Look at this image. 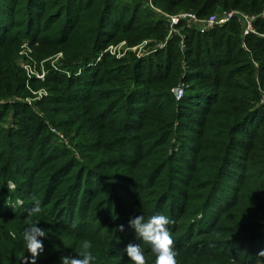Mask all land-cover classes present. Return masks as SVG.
Returning a JSON list of instances; mask_svg holds the SVG:
<instances>
[{
	"label": "trees",
	"instance_id": "16d2710c",
	"mask_svg": "<svg viewBox=\"0 0 264 264\" xmlns=\"http://www.w3.org/2000/svg\"><path fill=\"white\" fill-rule=\"evenodd\" d=\"M150 2L169 11L189 10L199 17L208 16L214 9H236L258 15L253 24L257 33L242 36L241 25L236 19L205 33L180 23L177 27H182L183 52L178 34L148 58L119 61V67L110 68L97 63L88 67L86 77L70 76L65 80L64 76L50 75L56 81H66L67 85L64 89H56L59 93L43 101L51 104L49 117L62 120L74 110L84 109L91 126L99 127L97 138L92 143L79 144L89 151H82L83 159L76 161L77 170L70 174L71 157L43 167L68 153L61 145L50 144L51 133L40 135L39 129L30 125L28 121L37 120L41 127L36 115L27 116L28 121L18 123L17 129L0 127V264H26L21 261L24 255L28 257L27 264L31 261L22 232L6 227L11 222L29 218L28 210L32 207L33 202L25 200L16 207L4 206L9 199H16L15 192L26 198L35 193L41 202L40 215L59 228L62 237L92 241L96 257L93 264H110L107 260L117 256L119 260L115 264H131L121 248L125 239L140 244L148 264H154V254L148 245L136 238L129 220L139 215L147 219L156 214L174 221L168 227L175 242L178 264H264V257L258 255L264 251V217L261 221L248 219L234 228L217 224L222 219L220 213L228 211L236 202L234 192L228 189L231 197L224 201L227 196L222 179L232 180L238 172L244 175L250 167L256 169L264 165V106L255 107L259 98L254 80V74L264 80V17L259 16L264 12V0ZM141 8L144 11L139 13ZM155 16L149 0H0V97L23 95L25 77L14 65L12 54L6 51L13 47L18 35L37 36L60 22V43H68L73 58L82 54L86 62H91L102 45L116 36L117 30H129L133 35L142 36L146 30L155 29V25H162L164 21ZM12 28L18 31L10 35L7 43ZM44 38L49 39V35ZM179 55L188 66L183 73ZM252 58L263 59L258 68L253 67ZM112 70L113 73L119 71L122 85L111 90L100 88ZM179 82L185 83L187 89L181 99L176 100L171 88ZM113 96L116 99L104 103ZM118 103L121 134L103 141L102 138L108 136L102 130L117 121L118 112L111 111ZM3 107L10 105L0 108V116ZM185 107L195 112L199 110L198 118L193 120L197 127L188 128L190 135L181 131L175 135L181 137L182 147L169 153L173 146L175 117L181 114L180 111H177L178 116L172 113ZM89 131L87 126L85 137L93 134ZM132 131L134 133H130ZM242 135L247 139L243 140ZM106 146L108 152L117 154L114 159L126 172H145L143 175L138 171L131 181L132 185L139 182L142 191L135 203L140 210H133L132 196L136 192L130 189L120 195L115 189L107 192L109 185L100 173L103 162L100 163L93 153H86L94 152L96 147L105 150ZM202 161L204 165H197ZM172 164H181L189 176L197 174L199 169L207 173L196 197L186 194V190L174 194L170 187L144 193L146 184L161 173L169 172ZM41 168L44 169L41 171ZM37 170L43 174L34 177ZM119 176L128 177L125 172ZM23 177H30V180L27 182ZM11 180L15 192L9 188ZM27 185L29 188L25 187ZM102 193L103 197L98 200ZM123 196L129 198L128 201ZM98 210L102 211L101 215H93ZM187 215L188 221H182ZM200 223L208 227L201 228ZM119 225L124 226L123 231L119 230ZM197 225L200 228H196ZM237 231L240 233L236 234ZM45 238L49 236L46 234L39 239ZM55 240L60 245L56 236ZM42 243L43 252L35 264H61V257L75 255L79 250L75 244H72L73 250L67 251L69 245L53 248L45 241Z\"/></svg>",
	"mask_w": 264,
	"mask_h": 264
},
{
	"label": "rangeland",
	"instance_id": "374dc122",
	"mask_svg": "<svg viewBox=\"0 0 264 264\" xmlns=\"http://www.w3.org/2000/svg\"><path fill=\"white\" fill-rule=\"evenodd\" d=\"M149 4L156 13L155 18L161 19L162 21H164V23L162 25L159 24L155 25V29L146 30L142 36L133 35L129 30L125 32H123V30H117L116 36H113L110 41L105 42L102 45V48L99 49L95 58L91 60V62L90 61L86 62L85 59H83L82 54L73 58L71 55L74 54L73 51L71 52V49L68 48V43L66 42L60 43V41H62L60 40L58 34L59 31L58 29H60V25H59L60 22L54 24L49 30L42 32L37 36L35 34L33 36H31L30 34L18 35L16 40H13L14 42L12 45L13 47L8 48L6 50L10 54H12L14 65L17 67V70L23 73L25 80H24L23 95L9 96L5 98L0 97V108L5 105H10V107L2 108L3 111L1 112L2 115L0 116V127L2 129H17L19 127L17 125L18 123L22 121H28L27 116H30L31 114H33L34 116L36 115V118H39L38 120L41 121V127L38 125L37 120H34L32 122L28 121L30 125L34 127V129L36 128L39 129L40 135L43 134V132L51 133L50 144L61 145L63 148L66 149V152L68 153L66 156L60 157L58 160H55L54 162H51L46 166H43L44 168L48 167L52 163L56 164L62 160H68L71 157L72 161L71 164L69 163V165L70 167L71 166L72 167L69 173L70 174L74 173V171L77 170V167L75 165L76 161H80L83 159L82 151L83 152L89 151L88 150L89 148L88 149L86 148L87 150H85L83 149V147H79V144L92 143L97 138L96 133H97V128H99V127L91 126L90 120L87 119L89 118V116H87V114L83 111L84 109L74 110L71 113V115L66 116L62 120H57L54 119L53 117H49L51 112L48 111V109L50 107L49 105L51 104H45L43 103V101L50 95L54 93H59L57 92L56 89H64V87L67 85L66 81L65 82L56 81L53 78H51L50 75L56 74L59 76H64L65 80L70 76L76 78L77 76L84 75L86 77L87 75L86 71L88 67L95 65L97 63H102L100 64V67H109V68L119 67V61L128 62L132 58L144 59V58H148L150 55H153V53L157 52L158 50L161 51V49H163L166 46V43L173 35L180 34V29L182 28V27L179 28V26L172 28L169 23V16L183 11L188 12L189 10L169 11L164 8L161 7L159 8L155 5H152L151 3ZM222 10H231V9H214L209 13L212 14L214 12H218ZM143 11H144L143 8H141L139 13H142ZM249 15L255 17L258 16L254 14H249ZM259 16L264 17V12L260 13ZM153 21L154 20L151 19L150 23H153ZM171 29H176V32H174L173 30L169 38V32ZM17 31L18 28H12L8 34L9 36L10 35L12 36V34H14ZM48 35H49V39L44 38ZM60 35H62V33H60ZM11 36L8 37V39L6 40L7 43L10 42ZM7 43H5V45ZM184 49H181V51L183 52ZM2 50L5 51L4 48H2ZM178 61H180L181 70L183 73L184 71L187 70L188 67L186 65L187 62L184 59V57L181 55H179ZM262 61L263 59L255 60L252 58L251 60L254 68H258ZM113 71L114 70H112V72L106 75L107 77L104 80L105 83L99 86L100 88L111 90L117 87L119 88V86L122 85L119 82V71H116L114 73ZM239 76L242 77L244 76V74H240ZM254 80L256 83V87H257L256 91L258 93V98H259L255 107L264 106V80L261 81V76L255 74H254ZM179 84H185V83L179 82ZM173 88H171V90ZM183 89L184 91L187 89L186 85H183ZM110 99H116V98L115 96H113L112 98L105 100L104 103H107L108 101H110ZM17 103L20 104L17 105ZM116 111L118 112L117 121L111 123L108 127H106V129L102 130V132H105L104 134L108 136L107 138H102L103 141L110 139V137L118 136L121 134V132L119 131V127L121 126V124L119 123V103L115 106L114 110L111 112L114 113ZM177 111H180L181 113L179 114V116L177 114ZM198 111L199 110L195 112V110L188 109L186 107L181 109L177 108L176 110L173 111L172 113L173 116H175L174 113H176L178 118L175 117V122L172 128L174 137L171 138L172 141L171 144H173V146L170 147L169 153H171L172 151H176L178 146L182 147L180 143L181 137L175 135L180 133V131L184 135L185 134L190 135L191 132L188 130V128L197 127V123H193V120L198 118L199 116ZM151 113H154L155 116L160 115L156 112H151ZM88 115L90 114L88 113ZM87 126L90 127L89 134L90 133L93 134L91 136L85 137V130ZM259 131L261 130L259 129ZM30 132H32V130ZM130 133H134V132L132 131ZM246 139L247 137L243 136V140ZM117 147H119V145ZM95 149L96 150L94 152H86V153H93L94 155L97 156V159L100 160V163L103 162L100 173L103 176L102 180H104L109 185L107 187V192L108 191L112 192L113 189L116 190V193H118V195H120V192L124 193L125 192L124 190L127 189L136 192V194L132 196L134 199L132 200L133 210L134 211L138 209L140 210V207L138 205H135V203H137V201H139V199L141 198L142 195L140 193H142V191L139 190L140 189L139 182H137L136 185H132L131 181H133V175L138 171H142V170H133V172L128 173L126 172L122 164L115 161L114 156H116L117 154L113 152H108L107 146L105 150H99L98 147H96ZM238 149L241 151L240 147H238ZM204 163L205 161H202L200 163H197V165H204ZM148 164L149 163H144L143 165H148ZM181 166H182L181 164L180 165L172 164V167L170 166L171 168L169 172H163L160 175H158L156 178L154 177L153 181H150L146 184L144 193L150 194L156 191L171 188L174 194H181L182 190L184 191L186 190V194H190L192 197H196L197 193H199L198 189L201 187L203 181L207 179V173L199 169V172L197 174L193 173L191 174V176H189L187 174L188 170H186ZM44 168H41L40 170L42 171V169ZM40 170L34 171L33 173L35 175L34 177L36 176L38 177L43 174ZM167 170L168 168H166V171ZM124 172L128 175V177L119 176V174H122ZM141 173H143V171ZM144 173L143 175H145ZM14 177L16 179H19L18 175H15ZM188 177H190L191 180ZM24 180L28 182L30 180V177H26L24 178ZM222 183H224L223 186V188L225 189L224 195L227 196V197L225 196L226 198L224 197L225 198L224 201L230 199L231 195L229 196L230 192H228V190H231L232 192H234L236 202L235 205L232 208H230L228 211L224 213H220L219 216H221L222 219H220L219 222L217 223V224L221 223L219 226L234 228L235 225L243 223L248 219H254L258 221H261L263 219L264 165L258 168L256 167V169L250 167L249 170H247L244 175L242 174V172L241 173L238 172L232 178V180L231 179L228 180L227 178L222 179ZM9 185H10L9 188H11V190L15 192L14 182H12V180L9 181ZM29 186L27 185L25 187L29 188ZM33 192L34 191H32V193ZM15 193H16V199L14 200L9 199V201L5 202L4 206L16 207L19 206L24 200L31 201L30 198H26V196L22 195V193L20 192L19 193L15 192ZM103 195L104 193L100 194L97 199L101 200V197H103ZM128 199L129 198H124L125 201H128ZM194 200L192 201L194 202ZM101 213L102 211L98 210L97 212L94 211L93 215L95 214L101 215ZM42 217L43 216L40 214L31 217L29 216V218H26L25 220H19V221L11 222L10 224H6V227L10 229H16L18 232H23L29 223H35L39 220L37 227L44 228L45 233L49 236L48 239L47 238L42 239V241H45L47 245H52L53 248H56L59 245L55 240V236L61 241L58 247L69 245L67 247V251L74 249V245L72 244H75L77 246L79 245L81 241L74 240L72 237H67V236H63V237H67L68 239L63 238L61 236L62 231L56 226L49 223L47 220L43 219ZM188 217L189 215L185 216L182 221L187 220ZM200 226L201 228H204L205 226L208 227V225L204 223H200ZM196 228H200V227L197 225ZM238 233L240 232L237 231L236 234ZM200 237L203 238L202 236ZM194 239H195V235H194ZM132 242L133 240L131 239H125V241H123L122 243L121 248L123 247V249H125V247ZM118 249L120 248L118 247ZM63 250H66V248H64ZM245 250L246 248H244L243 251ZM104 260L105 259L102 258V261ZM118 260L119 257L117 256L107 261L110 264H115L116 261Z\"/></svg>",
	"mask_w": 264,
	"mask_h": 264
},
{
	"label": "clouds",
	"instance_id": "9594fccd",
	"mask_svg": "<svg viewBox=\"0 0 264 264\" xmlns=\"http://www.w3.org/2000/svg\"><path fill=\"white\" fill-rule=\"evenodd\" d=\"M32 207L28 210V215L34 216L42 212L41 202L33 193L30 197ZM114 219V218H113ZM39 221L29 223L22 232V239L26 252L30 254V264H35L36 258L43 252V243L39 239L45 237L46 233L37 227ZM174 223L166 215L156 214L145 219L144 215L130 218L129 226L134 230L137 239L148 245L154 254V264H178L177 252L175 251V242L169 225ZM75 227V225H73ZM119 230L123 231L124 226L119 225ZM13 238L16 234L13 233ZM78 252L75 255L61 257V264H93L96 257L93 254V244L90 240H83L78 245ZM131 264H148L147 257L140 244L129 243L123 250ZM264 257V251L258 253ZM21 261L28 262L26 255L21 257Z\"/></svg>",
	"mask_w": 264,
	"mask_h": 264
},
{
	"label": "built area",
	"instance_id": "2783aa9c",
	"mask_svg": "<svg viewBox=\"0 0 264 264\" xmlns=\"http://www.w3.org/2000/svg\"><path fill=\"white\" fill-rule=\"evenodd\" d=\"M149 3H151L150 0ZM255 18V16H251L236 9L214 12L205 17H199L192 11H183L170 15L169 23L172 28L182 23L184 26L192 28L199 33H205L214 27L223 26L231 20L236 19L241 25L242 36H246L251 33H257L253 25ZM173 30L176 32V29H171L169 32V38ZM180 36V48L184 49V37L181 34ZM183 85L184 84H179L172 89V93L177 100L183 96Z\"/></svg>",
	"mask_w": 264,
	"mask_h": 264
}]
</instances>
